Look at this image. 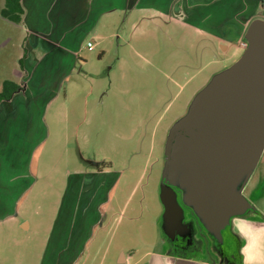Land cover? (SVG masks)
Returning a JSON list of instances; mask_svg holds the SVG:
<instances>
[{"label": "rangeland", "instance_id": "obj_1", "mask_svg": "<svg viewBox=\"0 0 264 264\" xmlns=\"http://www.w3.org/2000/svg\"><path fill=\"white\" fill-rule=\"evenodd\" d=\"M5 2L0 0V92L5 80L17 81L28 70L33 83L41 78L35 57L46 47L37 36L48 23L41 7L15 23L3 16ZM191 23L134 8L102 14L95 27L73 30L70 37L78 40L80 57L66 78L69 116L80 102L83 105L68 127L59 122L64 113L55 110L65 88L50 101L45 118L51 95L40 99L33 85L12 107L4 105L0 112V264H54L53 246L63 245L71 236L64 232L56 240L57 232L79 229L80 214L75 222L69 216L77 195L74 184L92 178L82 173L110 163L123 176L115 189L117 199L80 264H118L122 250L136 254L130 260L135 264L155 249H179L187 256L226 261L224 247L232 252L239 248V234L234 231L235 240L230 234L235 216L218 238L205 227L202 215L196 217L185 209L182 216H170L163 199L169 188L176 194L166 180L171 128L188 114L209 80L240 57L223 53L217 39ZM58 52L48 44V55ZM52 63L47 60L48 66ZM31 113L35 117L30 121ZM259 171L252 172L241 190L252 207H259L250 191L261 183ZM17 175L18 181L12 183L10 178ZM127 199L129 204L122 210ZM253 209L248 207L246 214L255 213ZM10 212H16L14 219L2 218ZM186 224L191 227L188 231L181 228ZM103 226H108V234Z\"/></svg>", "mask_w": 264, "mask_h": 264}, {"label": "crops", "instance_id": "obj_2", "mask_svg": "<svg viewBox=\"0 0 264 264\" xmlns=\"http://www.w3.org/2000/svg\"><path fill=\"white\" fill-rule=\"evenodd\" d=\"M21 4L25 10L23 20L24 18L27 19L29 10L37 12L40 7L42 8L41 11L46 12L47 15V26L44 25L43 32H40V35L37 36L40 39H36L46 47L44 53L42 52V54L40 53L35 57V65L38 64V68H41L39 73L41 78L37 81L34 80L33 83L32 77L30 78V70H28L20 79L14 81L17 83L23 81L24 88L15 93L12 98L3 100L0 104V112L5 104L12 107L17 97L28 91L30 85H33L32 88L40 99L45 97L46 93L48 96L51 95L48 104L45 103L46 111L43 113L45 118L46 116L44 115H48L50 101L57 99L59 94H61L62 88H65L64 94L61 95V102L55 107V110L56 113H64V116H60L62 121L59 122H64L67 127L69 123L75 121V112L82 109L83 105L80 102L71 113L73 116H69L70 110L69 106H67L69 92L65 84L66 78L69 76L68 71L79 56L78 40L75 37H70L72 31L76 28H81L82 26L83 28L85 26L93 28L100 22L102 14H111L117 10L125 11L134 8H138L140 11L156 10L178 20L192 21L193 24L191 23V25L195 29H199L201 32L209 34L212 38L218 40V45L223 53L227 52L231 57L238 58L244 51V45L247 42L245 34L250 23L256 18L264 19V0H22ZM48 44L56 47L59 52L54 55H48ZM47 60L52 61V65L48 66ZM81 61L85 64L83 59ZM37 104H32V108H35ZM96 108L99 107L97 106ZM28 116L30 121L35 117L33 113ZM10 117L11 115H9ZM71 119L72 121H70ZM44 125L47 126L46 130L48 131L49 124L46 120ZM54 135L57 134L55 133ZM113 167L114 164L110 163L103 168L84 172L82 175H90L92 178L89 181L82 178V183L74 184L72 190L77 189V195L74 207H72V215L69 216L70 221L75 222L76 217L80 214L79 218L81 220H78L80 230L78 229L76 233L74 224L68 222L67 224L71 223L74 226L70 232L68 231L69 227L66 228V231L60 230V232H57L56 240L61 238L64 232H66L68 237L69 234L71 236L67 242L65 240L63 245L57 243L53 246L52 252L57 254L54 257V264H80L81 257L91 247V241L96 236V230L103 225L108 211L112 210L111 205L117 199L115 189L123 176L121 171H117ZM258 168L259 170L261 169L259 174H257L261 177V183L257 187L252 186L250 191L252 196L255 197L254 200L259 203V207L254 208L255 213H247L244 216L235 217L246 222L241 224V228L245 229L249 226L252 229L264 227V153H262L256 170ZM19 177L18 175L12 176L10 180L14 183L18 181ZM0 183L3 184L2 181ZM8 183L9 180L7 179L4 185ZM133 190L134 188L132 192ZM132 192L130 196H132ZM0 200L3 199L0 198ZM124 202L122 201L123 205L121 202L119 203V205H122V210H125L127 204H129V199ZM16 215V212H10L6 213L2 218L14 219ZM23 227H28L26 222L23 223ZM107 228L103 226L106 234L109 232V230L107 232ZM234 231L236 230L233 225L232 230H230L233 240L237 236ZM240 242L239 248L233 252L235 257L226 261L218 259L209 261L201 257L187 256L186 251L182 253L177 251L179 249H155L154 251H148L135 264H243L241 248L245 241L241 236ZM225 249L228 253L232 251V248L227 246ZM249 252L251 254V250ZM134 255L136 254L133 252L127 254L122 250L117 263L130 264V260L134 258Z\"/></svg>", "mask_w": 264, "mask_h": 264}, {"label": "water", "instance_id": "obj_3", "mask_svg": "<svg viewBox=\"0 0 264 264\" xmlns=\"http://www.w3.org/2000/svg\"><path fill=\"white\" fill-rule=\"evenodd\" d=\"M245 38L239 59L209 80L171 128L165 151L166 180L181 192L179 200L164 192L170 216L188 207L218 238L234 216L253 209L241 190L264 153V19H254Z\"/></svg>", "mask_w": 264, "mask_h": 264}, {"label": "clouds", "instance_id": "obj_4", "mask_svg": "<svg viewBox=\"0 0 264 264\" xmlns=\"http://www.w3.org/2000/svg\"><path fill=\"white\" fill-rule=\"evenodd\" d=\"M232 223L234 229L245 241L241 248L243 264H264V227L256 229H252L250 226L247 229L241 228V224L246 222L238 217ZM249 250H251V254Z\"/></svg>", "mask_w": 264, "mask_h": 264}, {"label": "trees", "instance_id": "obj_5", "mask_svg": "<svg viewBox=\"0 0 264 264\" xmlns=\"http://www.w3.org/2000/svg\"><path fill=\"white\" fill-rule=\"evenodd\" d=\"M22 0H6L5 6L3 8V16L11 19L15 23H21L23 21V16L25 10L22 6ZM23 69L24 62L20 61ZM24 88V82L20 83L14 82L12 80H5L3 83V90L0 92V104L3 100L12 98V96Z\"/></svg>", "mask_w": 264, "mask_h": 264}, {"label": "flooded vegetation", "instance_id": "obj_6", "mask_svg": "<svg viewBox=\"0 0 264 264\" xmlns=\"http://www.w3.org/2000/svg\"><path fill=\"white\" fill-rule=\"evenodd\" d=\"M177 191H179L178 189H176ZM179 194H181V192L179 191ZM187 213L191 214V211L188 209V207H185ZM188 231V230H187ZM225 257H227L228 259H232L233 257H235V253H233L232 251H230L229 253L226 251L225 247L224 249L222 250ZM225 252H227V254H225Z\"/></svg>", "mask_w": 264, "mask_h": 264}, {"label": "built area", "instance_id": "obj_7", "mask_svg": "<svg viewBox=\"0 0 264 264\" xmlns=\"http://www.w3.org/2000/svg\"><path fill=\"white\" fill-rule=\"evenodd\" d=\"M246 45H247V42H246V44L244 46L246 47ZM88 47H89V49H92L93 48V44L91 42H88Z\"/></svg>", "mask_w": 264, "mask_h": 264}]
</instances>
